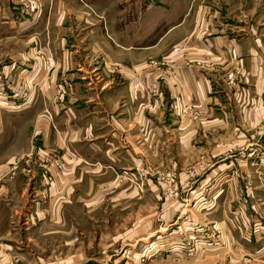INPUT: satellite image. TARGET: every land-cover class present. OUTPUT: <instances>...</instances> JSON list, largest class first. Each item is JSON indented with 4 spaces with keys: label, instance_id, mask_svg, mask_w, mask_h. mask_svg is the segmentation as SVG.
I'll list each match as a JSON object with an SVG mask.
<instances>
[{
    "label": "crops",
    "instance_id": "0c3cea01",
    "mask_svg": "<svg viewBox=\"0 0 264 264\" xmlns=\"http://www.w3.org/2000/svg\"><path fill=\"white\" fill-rule=\"evenodd\" d=\"M258 1L232 0L230 18L217 22L206 9L219 2L202 0L196 23L188 12L196 2L181 0L180 17L162 32L161 24L146 30L141 17L125 15L124 0H0V28L8 30L0 40L14 39L12 61L0 67V89L8 88L6 97L0 93L1 130L14 150L34 135L55 136L57 154L79 155L69 168L98 167L94 160L102 164L104 153L110 168H102L123 169V183L132 186L134 179L144 185L146 169L178 171L183 182L185 168L204 163L227 190L217 199L232 202L227 212L217 204V227L264 264V225L254 220L264 217L256 197L264 196V0ZM178 99L181 107L172 111ZM130 170L137 171L125 175Z\"/></svg>",
    "mask_w": 264,
    "mask_h": 264
},
{
    "label": "rangeland",
    "instance_id": "374dc122",
    "mask_svg": "<svg viewBox=\"0 0 264 264\" xmlns=\"http://www.w3.org/2000/svg\"><path fill=\"white\" fill-rule=\"evenodd\" d=\"M179 1L161 0L158 5L144 0V6H132L124 0V11L129 18L141 17L146 30L161 24L164 32L168 28L164 25L183 11L176 5ZM201 1L184 0L196 2L188 9L196 23L205 12L198 4ZM207 1L219 2L216 9H206L216 14L217 22L232 15V0ZM7 32V27L0 28V38ZM13 40H0V67L12 61L8 51ZM3 87L0 93L6 97L8 88ZM180 101L172 100V111L181 107ZM189 109L187 105L185 111ZM46 114L52 117L49 111ZM3 130L0 124V264H261L251 252L238 250L231 234L217 227V221H222L217 204L227 212L232 202L221 200L227 190L208 174L211 169L204 163L185 168L183 182L178 171L146 169L144 185L134 179L133 188L123 183V169L107 172L102 168L110 162L104 153L102 164L94 160L98 167L84 162L80 169L69 168L67 161H79V155L66 152L67 159L57 154L55 136L34 135L28 145L18 144L14 150L12 138ZM132 171L137 170L125 175ZM165 173L171 174L170 180L161 179ZM207 174L210 178L203 180ZM113 181L117 184L112 185ZM122 192L133 195L126 199ZM256 197L262 198L256 200L263 213L264 196ZM241 202L245 204L246 198L242 196ZM254 220L264 225L263 216ZM225 222L229 225L231 217Z\"/></svg>",
    "mask_w": 264,
    "mask_h": 264
},
{
    "label": "built area",
    "instance_id": "2783aa9c",
    "mask_svg": "<svg viewBox=\"0 0 264 264\" xmlns=\"http://www.w3.org/2000/svg\"><path fill=\"white\" fill-rule=\"evenodd\" d=\"M171 177H172L171 174L165 173V174H162L161 179L168 181L171 179Z\"/></svg>",
    "mask_w": 264,
    "mask_h": 264
}]
</instances>
